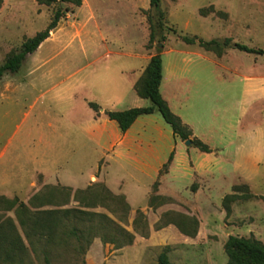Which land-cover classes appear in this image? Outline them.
Segmentation results:
<instances>
[{"label": "rangeland", "instance_id": "374dc122", "mask_svg": "<svg viewBox=\"0 0 264 264\" xmlns=\"http://www.w3.org/2000/svg\"><path fill=\"white\" fill-rule=\"evenodd\" d=\"M82 1L86 7L78 11L70 2L4 0L0 64L44 30L57 8L64 11L58 26L67 35L80 31V21L96 8L105 21L100 32L115 47L142 44L146 55H161L164 79L171 76L175 89L166 93L172 111L212 152L192 142L188 149L159 111L138 117L124 148L85 144L73 151L61 135L60 117L69 102L89 92L85 84L101 92L109 76L110 96H125L120 110L152 102L118 78L139 60L108 55L90 63L108 49L93 22L69 43L43 42L18 72L0 80V151L6 149L0 159V264H160L163 253L168 264H226L230 235L264 243V78L257 79L264 77V54L234 46L264 50V0H161L159 9L150 0ZM185 35L229 45L206 50L184 42ZM36 169L79 188L42 173L31 187ZM231 194L236 199L227 209L224 199Z\"/></svg>", "mask_w": 264, "mask_h": 264}, {"label": "crops", "instance_id": "0c3cea01", "mask_svg": "<svg viewBox=\"0 0 264 264\" xmlns=\"http://www.w3.org/2000/svg\"><path fill=\"white\" fill-rule=\"evenodd\" d=\"M82 2L83 3L81 6H79L78 11L82 9V6L86 7L85 1ZM87 7L90 8L89 6ZM78 20L79 17L77 16L76 22ZM102 20L103 18L99 16L98 9L91 7L84 20L80 21L79 24V27H81L80 31L77 30L76 32H72L68 35L67 33L62 34L63 28L61 26H57L55 29L51 31L50 36L45 41L53 42L56 45L58 43H63V42L69 43L73 41V39L81 37L82 31L86 27L88 22H93L94 27L97 29V31L100 32L102 31V27L105 25V21ZM73 26L76 27L77 26L76 23H74ZM99 32L97 33L98 37H100L99 42L103 46L105 45V47H107L108 49L104 54L98 55L90 63H96V62L98 63L108 55H118V56H124L127 58L139 60L140 65L138 66L135 65L136 67L135 66L124 67L120 71L118 76V78L120 77L121 80L123 79L124 87L127 84L129 88L134 87L135 89V84L143 75L144 70L148 65L152 56L146 55V53L142 49V44L139 45L138 48L134 47L135 49L127 45H123L117 48L114 46L116 42L115 40L112 39L109 40L108 36ZM84 48L85 47H82V51H84L85 53L86 50ZM90 63L86 64L85 66L79 68L74 72L72 71L70 74H68V76H66L65 80H62L61 82H67L71 80L74 76H76L77 73L79 74L81 72H84L86 70V66H89ZM162 66H163V60H162ZM170 77L171 76H168L167 79H164V74H163V78L160 85V91L163 98L167 101L169 107L172 108V103H171L172 98L171 96L169 97L166 95V93L170 94L171 90L175 91V89H173L174 88L173 85L171 84ZM106 78L108 79H103V82H101V86L103 87V90L101 92L97 90L98 92L96 93L95 89L93 88V86L95 87V84L92 85L91 88L87 87L88 84L85 85L83 84L86 88H88L89 92L87 91L88 93H86V95H82V99L80 101L69 102V106L67 107V109L61 112V117H60V124H61L60 130L62 131L61 135L62 137H65L66 144L69 145L73 151H76L77 148L79 147L83 148L85 144H89L92 148L95 147L96 149L102 151H106V150L116 151L117 149L124 148L127 144V140L129 139V135H130V128L138 118L125 132L121 130V128L119 127L118 123L115 120L109 118L106 112L120 111V109H118L117 106L120 101L125 99V96H122L117 101L115 97L114 98L111 97L114 96L110 94V82L112 81H110L109 76H106ZM246 78L247 80H251V79H255L256 77H246ZM259 78H264V77H257V79ZM111 79L113 80V77ZM106 81L109 82V84ZM260 87L264 90V81L260 83ZM112 93L114 92L112 91ZM175 96L176 94H173V98ZM90 102H95L99 105L100 109L98 112L95 111L90 106ZM82 112L84 113V115H82ZM115 122L117 123L118 126H116ZM49 125L50 127L52 126L51 123H49ZM73 136L74 138H72ZM84 140H87V142L84 143ZM187 141L188 140H184V141L182 140L185 146L189 149L192 146L190 147V144H186ZM211 152H204V153L210 154ZM5 154H6V149L1 150L0 159H2L5 156ZM3 170L4 169L0 167V174L3 172ZM36 173H42L45 177L53 178L54 180L59 181L62 185L72 187L73 190H77L79 188V185H77L76 183L72 181L70 182L68 179L62 178L57 174H48L45 172V170L42 169L34 170V174L32 175L33 179L30 183L31 187L36 185L35 182ZM93 177H95V175L91 174L90 180L93 179Z\"/></svg>", "mask_w": 264, "mask_h": 264}, {"label": "trees", "instance_id": "16d2710c", "mask_svg": "<svg viewBox=\"0 0 264 264\" xmlns=\"http://www.w3.org/2000/svg\"><path fill=\"white\" fill-rule=\"evenodd\" d=\"M40 4L50 5L54 2H70L76 6L82 5V0H37ZM161 0H150V6L155 9H159ZM4 4V0H0V9ZM202 10L201 12H203ZM64 16V11L61 8H57L47 24L46 28L42 31L37 32L34 36L27 38L21 46L9 53L5 61L0 64V80L6 73H16L20 70L26 57L34 53L39 46L50 36V33L55 29L61 18ZM153 32L150 33V41L153 38ZM184 42L187 44L198 43L200 47L206 50H217L222 46L229 45V40L221 43L216 39L204 40L198 36L182 37ZM234 46L247 53L264 54V50L255 49L245 44L235 43ZM163 78V66L162 58L160 54H155L151 57L148 65L146 66L143 75L135 84V90L137 94L142 98L150 99L152 105L145 107H134L120 111H107V115L110 119L115 120L123 132L127 131L134 121L141 115L151 114L155 111H159L163 119L171 126L175 135L184 140H191L192 144L199 148L203 152H211L212 149L208 144L197 138L193 134L192 128L183 122L180 116L175 114L169 107L167 101L163 98L160 85ZM90 106L95 110L99 111L100 107L95 102H90ZM174 152L171 153L169 160L164 164L166 167L173 159ZM236 188V187H235ZM252 197L248 195L246 198ZM236 199L235 194L227 195L224 199V204L227 209L230 200ZM16 200H7L9 208H12ZM21 224L23 223L20 220ZM10 226L15 229L13 222L10 221ZM0 227L2 223L0 222ZM225 251L228 256L226 264H264V243L255 237H239L230 235L225 244ZM1 255V250H0ZM160 264H168L166 255L163 253L160 259Z\"/></svg>", "mask_w": 264, "mask_h": 264}, {"label": "water", "instance_id": "95a60500", "mask_svg": "<svg viewBox=\"0 0 264 264\" xmlns=\"http://www.w3.org/2000/svg\"><path fill=\"white\" fill-rule=\"evenodd\" d=\"M158 46H159V47H162V44L159 43ZM186 144H191V140H188V141L186 142Z\"/></svg>", "mask_w": 264, "mask_h": 264}]
</instances>
